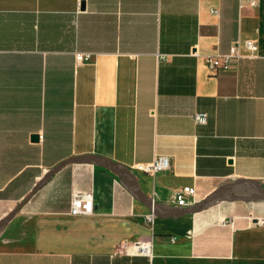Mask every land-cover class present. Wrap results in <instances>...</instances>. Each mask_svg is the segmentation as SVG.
Returning <instances> with one entry per match:
<instances>
[{"label": "crops", "instance_id": "1", "mask_svg": "<svg viewBox=\"0 0 264 264\" xmlns=\"http://www.w3.org/2000/svg\"><path fill=\"white\" fill-rule=\"evenodd\" d=\"M250 2L0 0V264H264V0ZM238 40L255 58L211 75L204 58ZM159 156L154 177L132 169ZM82 193L93 214L69 216ZM135 242L150 253L122 251Z\"/></svg>", "mask_w": 264, "mask_h": 264}, {"label": "built area", "instance_id": "2", "mask_svg": "<svg viewBox=\"0 0 264 264\" xmlns=\"http://www.w3.org/2000/svg\"><path fill=\"white\" fill-rule=\"evenodd\" d=\"M250 5L256 6V0H251ZM212 14H217L216 11H212ZM247 51V55L241 53V49ZM257 52V44L255 41L246 40V41H236L230 48L227 54L216 55V56H206L204 58V63L211 75H217L220 72L228 71L232 69L233 64L242 59H253L255 58ZM90 56L88 54H77L76 62L83 63L88 61ZM193 120L196 124H205L207 116L204 113H198L193 116ZM170 167V161L167 157L159 156L154 158L150 163H138L134 164L132 167L133 170L142 172L150 175L151 177L156 176L159 173H162L168 170ZM195 195V190L193 187H183L175 195L174 203L178 207H187L193 204V198ZM94 205H93V196L89 193L75 194L70 200V206L68 215L71 217H81V216H90L93 214ZM147 221L152 224L154 220L153 214L147 216ZM221 225H232L233 219L222 218L220 220ZM123 252L126 254H143L148 255L150 253V244L147 243H130L123 247Z\"/></svg>", "mask_w": 264, "mask_h": 264}, {"label": "water", "instance_id": "3", "mask_svg": "<svg viewBox=\"0 0 264 264\" xmlns=\"http://www.w3.org/2000/svg\"><path fill=\"white\" fill-rule=\"evenodd\" d=\"M83 7H84V6H83V3H82V4H81V8L83 9ZM262 197L264 198V193L262 194Z\"/></svg>", "mask_w": 264, "mask_h": 264}]
</instances>
